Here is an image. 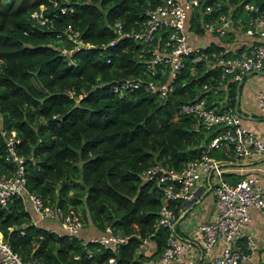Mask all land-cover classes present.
<instances>
[{
    "label": "trees",
    "instance_id": "obj_1",
    "mask_svg": "<svg viewBox=\"0 0 264 264\" xmlns=\"http://www.w3.org/2000/svg\"><path fill=\"white\" fill-rule=\"evenodd\" d=\"M247 1L264 9V0H228L234 21L240 15L246 23ZM41 4L39 21L31 11ZM147 6L148 0H0V128L20 138L16 149L25 156L27 189L84 220L76 234L58 231L25 196H11L0 203V231L23 257L42 264H103L115 256L118 264H152L170 228L157 223L162 191L141 172L156 163L181 168L201 154L213 135L197 115L178 112L181 102L207 94L212 105L225 94L222 106L234 107L237 80H229L226 89L215 88L220 67L198 62L192 73L190 56L170 79L173 89L166 96L145 88L149 79H169L168 65L156 62L148 68V60L137 55L140 43L131 36L116 37L114 23L138 27ZM190 27L204 33L196 15L190 16ZM220 47L212 39L204 49ZM127 76L140 77L141 83L115 92L114 81ZM4 150L0 133V172L11 167ZM209 153L223 166L238 163L222 146ZM222 174L230 182L242 176L233 170ZM170 205L178 216L184 200ZM179 221L174 229L181 236ZM107 226L129 233L128 240L114 247L83 243ZM142 236L154 241L149 254L138 251Z\"/></svg>",
    "mask_w": 264,
    "mask_h": 264
},
{
    "label": "built area",
    "instance_id": "obj_2",
    "mask_svg": "<svg viewBox=\"0 0 264 264\" xmlns=\"http://www.w3.org/2000/svg\"><path fill=\"white\" fill-rule=\"evenodd\" d=\"M224 3L228 5L227 8L220 10ZM243 7L250 13L246 23L240 20V15L234 21L232 5L228 0H216L214 3L204 0H148L145 17L138 27L124 28L120 21H116L114 29L116 37L127 35L140 43L137 55L140 59L148 60V68H152L156 62L168 65L169 79H149L145 83L148 91L160 97L171 92L173 84L170 79L181 70L187 56L191 57L193 63L190 66L192 73L196 71L198 62L219 66L220 73L214 87L226 89L229 80L238 81L250 71L264 69V9L253 1L245 2ZM42 8L43 4L40 9L31 11L39 21H42ZM64 10L65 6H62L61 11ZM216 10L218 12L215 13ZM194 15L202 28L201 32L213 36L220 48L205 50L204 46L209 41L204 44L198 42L200 32L190 27V16ZM164 30L165 35H161L160 32ZM232 39L235 44L229 46L228 40ZM243 39L246 40L238 47ZM109 43H113V39ZM140 83V77L127 76L114 81L112 89L121 94ZM203 86L206 89L210 87L207 83ZM225 98L224 94L217 104L211 105L207 94H203L179 104L178 112L197 115L202 125L214 132L197 158L187 161L181 168L156 163L141 172L143 178L154 180L162 191L157 223L170 228L159 257L149 261L152 264H194L196 255L203 258L206 264L257 263L252 256L256 249L253 233L242 234V227L251 221L250 207H253L259 214L264 235V181L259 174L264 170V165L249 162L253 155L257 158L264 155V139L242 123V117L234 107L222 106ZM255 100L264 114V78ZM0 133L5 140L4 159L11 164L8 172H0V203H5L11 196H25L39 217L58 219L64 232L76 234L84 226V220L58 205L44 203L39 193L27 189L25 156L16 149L20 138L14 131L5 128H0ZM220 146L233 158V162L238 163L223 166L220 159L209 153L211 147ZM224 170H233L242 176L230 182L224 178ZM201 186L210 188L214 194L213 211L209 218L192 224L190 235L185 239L174 229L178 216L170 202L176 198L194 200ZM129 236L121 229L113 230L107 226L101 234L84 238L83 243L90 240L114 247L126 242ZM194 240L199 248L198 254L193 248ZM241 240L245 242V248ZM153 248L154 241L142 236L138 251L149 254ZM0 264L42 262L33 256L23 257L13 250L0 231ZM103 264H118V261L115 256H109Z\"/></svg>",
    "mask_w": 264,
    "mask_h": 264
},
{
    "label": "crops",
    "instance_id": "obj_3",
    "mask_svg": "<svg viewBox=\"0 0 264 264\" xmlns=\"http://www.w3.org/2000/svg\"><path fill=\"white\" fill-rule=\"evenodd\" d=\"M205 39V41H202V43H206L207 41L213 39V36H211L208 33H202L197 40H201V38ZM233 40V39H232ZM229 41V46H234L233 41ZM260 88V87H259ZM258 90V89H257ZM256 90V92H257ZM255 93H251L250 89L246 90V88L243 89V92L240 91L239 96V102H238V110L240 112V115L242 116V123L249 128H251L259 137L264 139V114L260 112V110L257 107ZM256 155H253L249 162L251 163H258L259 165H264V159L262 157L264 155H260L258 158L255 157ZM259 174L261 175V180L264 181V170L259 171ZM197 196L194 200H191L190 202L184 201V207L182 208V217L179 223V229L181 232L182 238L187 239L189 234V228L192 224H194L198 220L207 219L211 216L213 211V203H214V194L211 191L210 188L201 186L197 190ZM186 209V210H185ZM254 209V208H253ZM255 210V209H254ZM250 211L252 213V219L249 222L244 230L242 229V234L245 232H252L255 240V235H259V240L256 242V249L252 252V256L254 259L257 260V262H264V235L262 232V228L260 227V219L259 216H256L253 210ZM256 211V210H255ZM50 228H53L55 230H62L61 224L58 219H50ZM85 229V228H82ZM91 233V232H90ZM243 243V241L241 240ZM193 248L199 251V248L197 246V243L194 240ZM198 254V253H197ZM196 257H199L196 255ZM194 260V264H206L205 260L203 259V262H199V258H196Z\"/></svg>",
    "mask_w": 264,
    "mask_h": 264
},
{
    "label": "rangeland",
    "instance_id": "obj_4",
    "mask_svg": "<svg viewBox=\"0 0 264 264\" xmlns=\"http://www.w3.org/2000/svg\"><path fill=\"white\" fill-rule=\"evenodd\" d=\"M191 34H192V33H191ZM193 40H195V39H193ZM202 41H205V39H203V37H202L201 40H199L198 42H199V43H202ZM244 76H245V77H244V79H243L242 87H241V91H242V92H243V89L246 88V90L250 89V92H251V93H255L256 90H257V89L263 84L264 74H262V73L252 72V73H247V74H245ZM255 98H256V95H255ZM241 117H242V116H241ZM263 162H264V161H263ZM250 208H251V210L254 211V213L256 214V216H259V214L257 213V211H255V210L253 209V207H250ZM185 210H186V209H185ZM176 221H179V219L176 220ZM179 223H180V221H179ZM179 223H178V224H179ZM248 224H250V223H246V224H244L243 227H242V229L244 230V228H245ZM260 227L262 228V232H263L262 224H260ZM255 240H256V242H258V240H259V235H258V234L255 235ZM219 242H220V241H219ZM256 264H264V262L261 263V262L258 261Z\"/></svg>",
    "mask_w": 264,
    "mask_h": 264
},
{
    "label": "water",
    "instance_id": "obj_5",
    "mask_svg": "<svg viewBox=\"0 0 264 264\" xmlns=\"http://www.w3.org/2000/svg\"><path fill=\"white\" fill-rule=\"evenodd\" d=\"M252 72H258V73L264 74V69L250 71L249 73H252ZM242 80H243V76L240 77L236 83V94H235V103H234V108L239 114L240 112L238 110V102H239V96H240V84L242 83ZM262 159H264V156L262 157ZM186 202H190V200H187ZM181 217H182V213L178 215L176 220L180 219Z\"/></svg>",
    "mask_w": 264,
    "mask_h": 264
}]
</instances>
